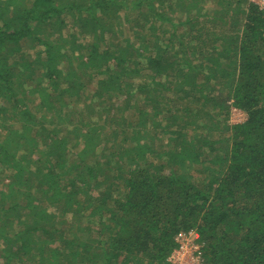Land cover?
Instances as JSON below:
<instances>
[{
  "label": "trees",
  "instance_id": "obj_1",
  "mask_svg": "<svg viewBox=\"0 0 264 264\" xmlns=\"http://www.w3.org/2000/svg\"><path fill=\"white\" fill-rule=\"evenodd\" d=\"M166 2L0 0V100L12 102L37 170L31 172L25 157L16 156L12 136L0 141V165L11 172L0 189V264H169L175 236L189 230L203 242L204 264H264V9L243 0L235 29L234 21H223L231 8L217 0L224 7L210 19L235 29L220 38L202 29L193 35L196 16L175 26L171 17L179 18L189 0ZM179 26L188 28L187 36L177 35ZM125 28L128 36L122 35ZM79 35L93 43L85 55L72 57L82 49ZM30 48H36L41 64L40 84L26 90ZM72 59L99 77L94 96L106 100L100 105L122 87L146 95L156 91L148 109H157L158 117L151 133L131 136L129 147L122 139L111 160L84 163L62 177L66 157L80 144L44 129V119L35 121L20 93L28 92L32 103L37 97L52 112L57 100L49 90L71 77L65 91L83 89L75 71L63 69ZM143 74L144 81H137ZM46 79L48 87L41 85ZM172 79L186 85L190 101L174 111L167 107L160 117L165 106L156 101ZM232 106L246 114L243 123L212 121V112L227 113ZM190 108L194 113L185 116ZM169 123L174 125L165 132ZM29 124L38 129L26 137ZM46 134L49 140L40 147ZM82 138L84 147L72 161L85 158V146L96 135L87 130ZM49 163L54 167L47 168ZM41 198L53 202L54 210L40 205Z\"/></svg>",
  "mask_w": 264,
  "mask_h": 264
},
{
  "label": "rangeland",
  "instance_id": "obj_2",
  "mask_svg": "<svg viewBox=\"0 0 264 264\" xmlns=\"http://www.w3.org/2000/svg\"><path fill=\"white\" fill-rule=\"evenodd\" d=\"M166 1H168L166 2V4L172 5L171 3H173L175 0H166ZM176 1L179 2L181 0H176ZM216 1L217 0H213V1L189 0L190 6L188 5L186 7L189 8V11L191 9L190 14L186 15L184 13V11H186L185 9L186 7H185L183 11L180 12L181 14H179L180 15L179 18H174L173 20V17H171L172 22L175 23L176 26L178 25L179 22H182L186 16L188 15H191L193 17L196 16L197 21L194 24L192 30L193 35H195L196 30L202 29L203 32L210 31L209 33L210 36L217 35L220 38H228L227 36L233 34L232 32L235 31V29L238 27L239 22L237 19H240V17H238L235 14V11L239 7V5L240 7L244 6L243 0H225L226 1L225 7L227 4V8L228 9L231 8V10L229 12L226 11L227 15L224 16L226 18L223 21L224 22L228 21V19L231 21V23H233L234 21L235 25L232 24V28L233 26H235V29H229L228 26L226 24H222L219 19H210L212 12L216 11L215 9L219 10L224 7L223 3L221 4V6H219L216 3ZM238 1L240 3H238ZM245 1L247 0H244V2ZM127 33H129V31L126 28H125V32L122 30V35L126 34L128 36ZM151 33H153V31L149 32V34ZM187 33H188V28L184 26L178 27L177 35L179 37L182 38L184 35L187 36ZM87 35H79L78 39L82 43L81 44L82 49H79L77 51L75 50V53H73L74 55L72 57L76 55H85V53L87 52L85 48L90 47L92 45L93 39ZM163 38H166V36H164ZM60 40L64 41L67 39L62 38ZM162 45H164L163 42L162 43L159 42L156 45V48L159 47L158 49H160ZM98 46L100 48H104V47L106 48L107 44L105 45L103 43H100ZM30 49H31L30 50L31 54L30 52H28L30 54L28 60L31 61L30 64L31 71L30 72L25 71L24 73L27 74L30 77L29 79L31 80H28L27 82L28 84L25 86L26 90L34 88L38 84H40L38 76L41 72L40 71L41 64L38 62V60H35L36 51H37L35 50L36 48H30ZM155 51H156L155 49H152L150 53L154 54ZM181 56H183V53L180 51L178 57ZM82 60L83 61L85 60L84 57ZM9 62L11 63L10 59ZM179 64L180 63H177V65ZM69 67H71L72 70H74L75 73L78 75L77 77L79 78L80 85L81 86L83 85V89L80 86L81 90L76 89L72 92L65 91V88L69 84H72L74 82L75 78L71 77L70 81L67 83L68 85L62 83V86L59 87L58 90H54V91L49 90V92L52 93L53 95V99L57 100L55 103L56 107L52 112H49V110H47L43 105H41L37 97L34 98V102L32 103V97L28 92H25L23 90L20 93L21 94L20 99L24 101L27 106H29L30 111L33 113V115H35V121H39L41 118L42 120L44 119L45 123L42 125L44 129H46L48 132H55L56 135H58V137H60L61 140L64 139L65 141L68 142V144H74L77 142L78 144H80L74 146V149L71 152V154H69L66 157L67 162L64 163V166L60 169L62 173V177H65L70 171L73 174L72 170L77 171L76 168L80 170V168L83 166L84 163L93 164L97 161L99 163H103L105 160H111L112 158H114V156H116V154L119 153V149L117 148L122 144L121 142L122 139L123 141L125 140L128 141L126 147H129V145L131 144L130 141L131 136L136 133H139L140 135H146L151 133L152 126L154 125V122L158 117V115H156L157 109H151V110L148 109V105L152 103L151 97L157 95L156 91L146 95L144 93L136 92V90L132 91V89L122 87L120 91H117V93L114 94V99L106 103V106L100 105L101 103H105L106 100H103L101 102L100 99H97V97L94 96L96 80L99 77H94L90 67L80 64V60L77 59L70 60V64L68 63L65 64L63 69H68ZM179 67L184 68L182 65H180ZM169 71H171V69H169L168 72ZM22 76H20L19 78H21ZM126 78L127 77H125L124 79ZM136 79L137 81L139 80L144 81L145 79L144 74L142 75V78H136ZM164 80L165 79L162 78L160 81L163 82ZM200 80L202 82L204 81V79L202 78H200ZM41 81H42L41 83L42 86L45 87L49 86L47 79ZM208 82L209 85L212 86V82L211 81ZM165 87H166L165 89L166 91L162 92V95H160V98L157 99L156 101L157 106L159 102H160L159 103L160 106L162 105L165 106L164 110L161 112V114H159L160 117L165 116L166 113L165 109H167V107L171 111H174L176 109L181 108V106L187 107L190 101L189 100L190 98H185V96L187 95L186 91H188V88L186 87V85H184V83L181 84V86H178L177 80L173 81L172 79L165 83ZM232 107H229L227 113L226 111H222V113H218V114L212 112V116H211L213 118L212 121L215 122L216 120H218V123H222V121H224L225 123L232 125L231 119L232 118L235 119V116L238 118L237 115H233ZM0 109H1L0 112L1 145L2 142L6 139V137L12 136L15 139L14 142H17V145L14 146L16 151V156L17 157L24 156L25 160L22 161L23 164L28 166L31 172H36L37 171L36 167H34V165L32 164L33 163L32 160L35 159V156L27 152L29 150V146L22 137L23 128L22 125H20L19 122L16 121L19 118L15 117L16 112L13 110L12 102L8 103L6 98H2L0 100ZM194 111H195L194 108H190L185 116H191L192 113H194ZM203 111H204V107H203ZM53 112L56 113L55 120L52 118ZM204 119L207 121L208 117L207 118L204 117ZM235 120L237 121V119ZM206 123L208 124V122ZM169 124L166 127L165 132L169 131L172 125H174L173 123L170 125ZM189 127L191 128L190 124ZM36 129H38L37 126H32V124H29L24 129L25 136L30 137L36 132ZM87 130L91 131L93 135H96V138L92 140L91 143H88L87 146H85L86 155L84 159H82L81 161L79 160L72 161L76 156L75 154L80 150V148L84 147V145L81 144L83 141L82 135ZM45 136L46 137H43L41 139L40 143L38 142L40 147L49 140L48 134H46ZM158 140H160V143L162 142L161 141L162 139L159 138ZM158 140H156V144ZM91 153H95L94 158L91 157L92 155H89ZM126 163L127 161H125V164ZM49 166L54 167V165L51 163H49L46 167L48 168ZM99 166L102 167L101 164H99ZM44 169L46 168L42 167V172H44ZM10 173L11 172L10 171L8 172V170L3 164L0 165V189L4 186V183H7V180L5 181L4 179L8 178V175H11ZM82 174L84 175V173ZM31 177H33V175H31ZM34 192H37V190ZM97 192L98 190L91 191L92 195L96 194ZM104 192H109V190H106ZM116 192L114 191L112 197L116 196L117 194ZM39 202H40L39 204L42 206L47 204V206L51 208V211L54 210L53 202H51L50 200H45V198H41ZM57 216L59 217V220H61V216L63 215L59 213ZM83 219L84 221L86 220V218ZM65 220L67 221V223L69 222L67 218H65ZM73 233L78 234V232L75 231H73ZM23 261H28L27 257L26 258L23 257L22 262Z\"/></svg>",
  "mask_w": 264,
  "mask_h": 264
},
{
  "label": "built area",
  "instance_id": "obj_3",
  "mask_svg": "<svg viewBox=\"0 0 264 264\" xmlns=\"http://www.w3.org/2000/svg\"><path fill=\"white\" fill-rule=\"evenodd\" d=\"M248 3L256 6L259 9H264V0H247ZM233 115L235 119H231V124L243 123L246 119V114L232 107ZM176 247L167 257L169 264H204L202 257L203 242L201 241L199 234L195 230H189L187 232H179L175 236Z\"/></svg>",
  "mask_w": 264,
  "mask_h": 264
}]
</instances>
